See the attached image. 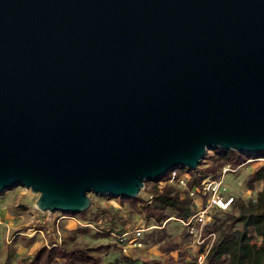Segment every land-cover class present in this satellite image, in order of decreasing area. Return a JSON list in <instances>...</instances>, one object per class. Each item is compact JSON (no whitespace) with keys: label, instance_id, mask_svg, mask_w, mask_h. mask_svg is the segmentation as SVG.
Segmentation results:
<instances>
[{"label":"water","instance_id":"water-1","mask_svg":"<svg viewBox=\"0 0 264 264\" xmlns=\"http://www.w3.org/2000/svg\"><path fill=\"white\" fill-rule=\"evenodd\" d=\"M213 147L264 150V0H0V190L75 213Z\"/></svg>","mask_w":264,"mask_h":264},{"label":"rangeland","instance_id":"rangeland-1","mask_svg":"<svg viewBox=\"0 0 264 264\" xmlns=\"http://www.w3.org/2000/svg\"><path fill=\"white\" fill-rule=\"evenodd\" d=\"M254 153L256 152H248V157ZM212 155H215L214 148H207L198 165L189 169H196L200 174L211 176L217 174L218 172L204 170L213 163L209 159ZM203 158L204 161L201 163ZM262 162L249 161L236 174L227 175V184L235 190L237 197L242 199L245 205L249 200L256 198L263 186L262 180L255 181L252 186L246 182L248 174ZM238 180H242V186L237 184ZM163 185L170 187L179 197L184 196L180 187L172 182L145 179L144 193L134 196L89 192L91 202L88 207L83 213L81 211L74 213L61 210L42 211L37 208L35 202L27 199L26 187L12 184L0 190V264H25L39 247L48 245L47 233L32 225L36 215L48 221L49 230L59 242L70 248L84 247L101 263L175 264L190 260L196 247L188 246L189 238L184 235L182 224L177 219L170 218L163 228H159L152 215L144 209L145 200L152 199L155 194L149 189L160 190ZM164 211L176 216L169 207ZM228 213L232 214H228L227 218L237 215L234 208ZM124 219L127 220L125 228ZM135 227L144 228L143 246L142 248L130 246L129 252L124 253L116 234ZM53 264H66V261L64 258H57Z\"/></svg>","mask_w":264,"mask_h":264},{"label":"trees","instance_id":"trees-1","mask_svg":"<svg viewBox=\"0 0 264 264\" xmlns=\"http://www.w3.org/2000/svg\"><path fill=\"white\" fill-rule=\"evenodd\" d=\"M213 148L215 155L209 157L213 163L205 167V171L216 173L223 164L229 162L236 165L248 157V152L244 150ZM256 154L264 155V150L254 153V155ZM189 170L196 171V169ZM204 175L206 174H197L192 183ZM165 177L166 172L152 180L157 181ZM258 180H262L263 186L254 200H249L245 205L241 201L242 199L236 196L229 210L214 213L210 225L216 232V237L201 264H264V161L248 174L246 182L252 186ZM149 191H153L155 194L152 199L145 200L144 209L152 215L159 228H163L166 221L170 219L168 217L173 216L164 211L166 207L174 211L176 215L174 219L187 215L189 204L187 196L179 197L165 185L160 190L154 188ZM135 198L140 197L135 196ZM232 208L237 211V215L227 218L228 214H232L228 213ZM34 218L35 221L32 225L47 233L48 245L39 247L25 264H53L57 258H64L66 264H110L109 262H99L98 258L88 253L84 247H66L49 230L48 221L45 218L40 219L38 215ZM123 224V228H125L127 226L126 219L123 220ZM184 235H187L185 229Z\"/></svg>","mask_w":264,"mask_h":264},{"label":"built area","instance_id":"built-area-1","mask_svg":"<svg viewBox=\"0 0 264 264\" xmlns=\"http://www.w3.org/2000/svg\"><path fill=\"white\" fill-rule=\"evenodd\" d=\"M252 160L264 161V155H251L244 161L232 165L227 162L221 166L215 175H204L192 183L194 177L199 174L184 167H173L166 172V177L160 182H172L180 187L184 196L189 198L188 213L185 217H175L184 227L189 238V247H196L190 260L175 264H201L206 253L210 249L216 232L211 228L210 222L215 212L227 211L231 208L236 192L227 184V175L236 174L240 168ZM195 170V169H194ZM243 185L242 180L236 181ZM168 218H174L169 216ZM143 227L124 229L116 234V238L124 253H128L129 247L142 248Z\"/></svg>","mask_w":264,"mask_h":264}]
</instances>
